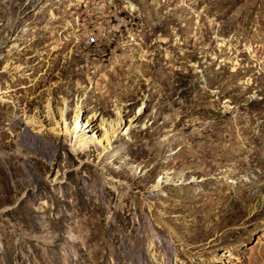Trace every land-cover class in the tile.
<instances>
[{"label":"rangeland","instance_id":"374dc122","mask_svg":"<svg viewBox=\"0 0 264 264\" xmlns=\"http://www.w3.org/2000/svg\"><path fill=\"white\" fill-rule=\"evenodd\" d=\"M81 2L0 0V264H264V0Z\"/></svg>","mask_w":264,"mask_h":264},{"label":"built area","instance_id":"2783aa9c","mask_svg":"<svg viewBox=\"0 0 264 264\" xmlns=\"http://www.w3.org/2000/svg\"><path fill=\"white\" fill-rule=\"evenodd\" d=\"M43 0H39L42 2ZM68 10L75 11L76 4H83L81 0H67ZM87 7V23H80V18H77V25H80L84 29V41H88L89 44H95L96 48L106 47L105 39H110V35H117V39L119 33H113L112 31V21H109L108 18L103 17V10H112L105 9L102 7H95L93 3L84 4ZM44 6V8H46ZM130 9V8H129ZM54 11L55 9L52 8ZM56 15L53 14L51 18H54L55 21ZM77 17V14H76ZM70 31V30H67ZM63 37L67 39V32L63 34ZM71 42L76 43V41L71 40Z\"/></svg>","mask_w":264,"mask_h":264},{"label":"bare ground","instance_id":"6f19581e","mask_svg":"<svg viewBox=\"0 0 264 264\" xmlns=\"http://www.w3.org/2000/svg\"><path fill=\"white\" fill-rule=\"evenodd\" d=\"M87 122L89 123L88 127L93 126L92 128H94V123H95L94 121L87 120ZM81 125L82 124L79 122L78 117H76L75 118V129H74V131L80 130V128L82 131L83 128L81 127ZM106 125L107 126H104L105 132L103 133L102 137H103V139L106 140V143H107V146H106L107 147L106 149L108 150L107 156L109 155V156L115 157V156H117V151L115 150V142L113 141V135L118 133L121 130V128H120L121 124H120V122H118L116 120H111L109 122H106ZM121 131H123V129ZM92 133H94V132H92ZM29 135L30 134H28L26 136V138L33 140L32 138L29 137ZM30 136H32V135H30ZM33 142L39 148H41L43 151H45L48 157H52V155L56 152V147L58 148V144L56 145L54 142H50L49 144H45V145L38 142V140H36V139H34ZM78 144H79V149H86L88 147V142H87L85 137L83 138V136H81V139H80ZM22 147H25V146H22Z\"/></svg>","mask_w":264,"mask_h":264}]
</instances>
